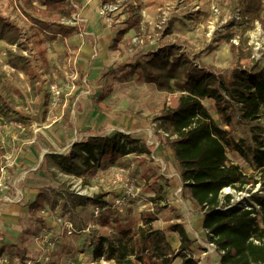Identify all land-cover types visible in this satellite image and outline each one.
<instances>
[{"label": "rangeland", "instance_id": "obj_1", "mask_svg": "<svg viewBox=\"0 0 264 264\" xmlns=\"http://www.w3.org/2000/svg\"><path fill=\"white\" fill-rule=\"evenodd\" d=\"M44 2L0 0V14L21 30L17 44L0 40V197L3 204L19 207L20 230L28 239L18 248L35 246V259H29L33 264H54L51 260L59 254L65 256L63 264H115L106 255L93 257L94 237L103 234L113 238L121 229L134 230L140 225L139 214L154 212L156 204L162 209L156 214L155 227L165 229L170 223H181L190 235L194 232L202 246L209 247L208 239L197 231L199 224L191 211L194 208L199 213L198 207L183 189L180 168L169 147L171 140L157 132L164 130L159 124V129L147 135L154 129L151 125L161 108L174 106L178 95L144 83L129 66L140 64L148 53L167 45L177 46L179 53L221 72L226 79L237 64L246 67L254 60L264 65V0H260L259 9L254 3L248 7L246 0H114L105 5L101 0H73L77 13L70 18ZM24 14L47 21L49 29L41 32ZM56 23L71 26L72 34L62 38ZM86 31L94 32L98 40L95 60ZM248 52L251 57L245 59ZM10 61L24 67L27 76L14 70ZM51 87L58 90V97H53ZM205 106L214 114L211 102ZM214 119L236 139L251 144L253 132L258 127L264 129L263 117L239 125L236 114L232 128L217 116ZM113 132L132 137L127 140L130 152L114 160L106 159L108 154L103 158L98 155L95 161L90 160L91 168L86 166L74 145ZM148 142L159 144L155 155L165 162V174L171 177L162 175L158 165L149 160L153 145ZM227 156L244 174L258 178V169L250 161L234 153ZM117 174L123 175V180H118ZM125 178L133 179L140 191L134 199L124 200L119 211L114 201L122 198ZM159 178L165 180L162 185H158ZM179 188L182 191L176 198ZM260 188L249 184L240 192L230 188L221 195L231 194L233 202L243 203ZM33 189L44 191L50 206L30 211L26 204ZM16 190L25 196L10 203L6 198L13 200ZM100 192L107 193L105 200L112 205L104 211L109 212L110 224L103 230L95 207H74L71 200V195ZM158 194L163 200H157ZM68 223L72 224L71 234L65 227ZM43 232L52 238L50 250L42 243ZM166 234L176 249L172 233ZM23 251H2L0 256L6 255L13 264H24L16 255ZM201 252L198 248L194 255L198 258ZM208 256L213 262L205 256L204 263L215 264L219 253L213 250Z\"/></svg>", "mask_w": 264, "mask_h": 264}, {"label": "trees", "instance_id": "obj_2", "mask_svg": "<svg viewBox=\"0 0 264 264\" xmlns=\"http://www.w3.org/2000/svg\"><path fill=\"white\" fill-rule=\"evenodd\" d=\"M246 1L248 7L254 3L259 9L260 0ZM101 2L105 5L114 0ZM44 5L58 9L67 18L77 12L68 0H45ZM24 15L41 32L49 29L47 21ZM54 25L62 38L72 34L71 26ZM20 36L19 26L0 14V40L14 45ZM240 57L239 53L237 60ZM250 57V52L245 54V59ZM9 65L27 76L24 67L11 61ZM129 67L132 73L140 74L144 83L155 86L160 92L178 95L175 105L161 108L154 121L167 133L176 136L169 142V147L180 168L183 189L187 190L189 200L202 214L201 226L208 241L221 252L219 264H264V137L261 136L264 129L258 127L253 132L251 144L245 139H236L230 131L220 128L214 119L217 116L225 126L232 128L236 114L239 125L264 118V65L254 60L246 67L237 64L230 79H226L221 72L179 53L177 46L167 45L156 53H148L140 64ZM206 102L212 103L214 114L205 106ZM128 139L132 140V137L113 132L110 136L82 140L74 145V149L84 164L91 168L90 160L95 161V153L102 158L108 154L106 159L113 160L128 154L131 145ZM227 153L250 161L258 169V178L244 174ZM249 184L253 189L256 185L261 188L244 203L233 202L231 194L221 195L225 188L240 192ZM106 196L104 192L93 196L76 194L71 195V200L74 207H95L99 211V227L103 230L110 224L109 212L104 211H109L112 206L105 200ZM157 197V200H163L160 194ZM50 204L46 193L41 191L26 205L30 211L36 212ZM243 204L251 209H244ZM155 206L154 212L139 214L140 225L134 230L121 229L113 238L96 235L93 257L97 259L106 255L115 264H173L176 258L181 259L180 264H198L192 255L195 241L181 223H170L165 229L154 226L156 214L162 209L158 204ZM167 232L178 234L177 249L168 241Z\"/></svg>", "mask_w": 264, "mask_h": 264}, {"label": "crops", "instance_id": "obj_3", "mask_svg": "<svg viewBox=\"0 0 264 264\" xmlns=\"http://www.w3.org/2000/svg\"><path fill=\"white\" fill-rule=\"evenodd\" d=\"M70 3L74 7L76 6V4H74L73 0H71ZM76 13H75V15H76ZM84 35L87 36L88 39H90V42L88 41L87 43H89L88 45L90 46V55L93 56L92 60H95V59H97V57L99 55V52H98V46L99 45H98V40L96 39L95 33L86 31L84 33ZM91 49H92V54H91ZM157 176H156V178H157ZM161 181L165 182V180H163L162 178L161 179L159 178V184L158 185L161 184L160 183ZM163 187H165V186H163ZM40 192H41V190H38V189H33V191H30L29 192L30 196H31L30 202H32L35 199V197L37 196V194H39ZM24 196H25V194H24V192H22V197L24 198ZM192 208H193V206H192ZM18 210H19V207L17 204L5 205V204H3V200L0 197V252L4 251L6 253L8 251H10V252L11 251H17L18 252L19 249L22 251L24 250L23 253L21 254V256H19V254H16L17 257H20L21 260H23V263L25 262L24 264H33L32 261L29 259H35L33 257V253H32V251L34 249L33 247H35V246H33L32 244H29V246L27 247V245L25 244V246H23V248H18V247H20V245H22L23 241H26V239H28V237L25 234H23L22 231L20 230L21 224L19 221V217H17L18 216V214H17ZM191 214H193L196 223L199 224L196 226L197 231L200 234H202L203 239L207 241V236L205 235V232L203 231L202 226H201L202 218H203L202 214H200V212L198 213L197 211H195L194 208L191 211ZM57 217L61 218L60 214H57ZM184 228H185L187 234L189 235V237L192 240H194L195 238L193 236H191V235H194V232H192V233L190 232L191 233V235H190L189 232L187 231V228L185 226H184ZM171 238H172V242L175 245H177V247H178V245H179L178 234L172 233ZM199 242H200V239H199ZM201 244L199 245L200 247L199 246L197 247V245H195V243H194L193 248L195 249V253L197 252L198 248L201 251L204 250V246H202L203 244L202 245ZM12 246H14V247H12ZM58 256L60 258L59 257L54 258V259H56V261L54 262V259H53V260H51L52 263L63 264L65 256L61 257V254H59ZM209 261L213 262L212 257H209ZM35 263H37V261ZM180 263H181L180 258H176L175 261L173 262V264H180ZM215 264H219V259L216 260Z\"/></svg>", "mask_w": 264, "mask_h": 264}, {"label": "built area", "instance_id": "obj_4", "mask_svg": "<svg viewBox=\"0 0 264 264\" xmlns=\"http://www.w3.org/2000/svg\"><path fill=\"white\" fill-rule=\"evenodd\" d=\"M51 89V93H52V95H53V97H58L59 96V92H58V90L55 88V87H51L50 88ZM151 127H154V129H151V130H149L150 131V133H149V131H148V137L151 135V133L152 132H154V130L157 128V129H159V127H158V123L157 122H154V123H152V125H151ZM157 132L158 133H160L161 135H162V137H164V138H167L168 140H173V139H175L176 138V136H174V135H170L169 133H167V132H165L164 130H162V129H160V130H157ZM125 134H126V132H124ZM148 144H149V146H152L153 145V149H152V151L150 152V154H149V160L150 161H153L154 163H156L157 165H158V168H159V170H160V172H161V174L162 175H164L165 177H167V178H169V177H171V176H167L166 174H165V172L167 171V166H166V164H165V162L161 159V158H159V157H157L156 155H155V153H156V151L158 150V146H159V144L158 143H156V144H154L153 142H148ZM148 144H146V145H148ZM95 155V157H96V159H98V153H95L94 154ZM121 174V173H120ZM160 174V175H161ZM118 180H123V175H116L115 176ZM124 181L126 182L125 183V186H124V190H123V195H122V198H118V199H115V201H114V204H116L115 206H117V207H119L120 209H119V211H121V209L124 207L123 205H124V200H126V201H130V200H132V199H134L135 197H136V195L138 196V194H136V192L138 191H140L138 188H136V186H135V183H134V180L133 179H130L129 180V178L127 179V178H125L124 179ZM182 185V184H181ZM1 186H3V183H2V180L0 179V187ZM183 186V185H182ZM225 189H230V188H225ZM225 189H223V190H225ZM182 191V189L181 188H179L178 190H176L175 191V197L177 196V193L178 192H181ZM259 191V190H258ZM258 191H256V192H258ZM255 193V192H254ZM21 198H22V192L20 191V190H16V192H15V195H14V198H13V200H10L9 198H6L10 203H15V202H19L20 200H21ZM176 198H178V196L176 197ZM6 200V201H7ZM142 200H144V199H142ZM244 203V202H243ZM243 207H244V209H248V210H250L251 208H249V207H247L245 204H243L242 205ZM229 207H224L223 209H228ZM255 209L256 210H259V206H256L255 205ZM98 214H99V211L98 210H96V215L98 216ZM201 214V213H200ZM59 218V217H58ZM61 218H59V219H57L60 223H61V221L62 220H60ZM65 227H66V229L68 230V234H71V232L73 231V229H72V224L71 223H68V224H66L65 225ZM194 241H195V244L197 243V245L199 246L201 243L199 242V238L196 236V235H194ZM42 243L46 246V249L47 250H50L51 248H52V246H53V242H52V238L51 237H49V235L46 233V232H43L42 233ZM202 245V244H201ZM209 247H205L204 246V250L199 254L200 256H198V258L194 255V254H192L193 256H194V258L197 260V262H198V264H205L204 262H205V258L206 257H210V256H208V255H210L211 254V252L213 251V250H215V251H217L218 253H219V255L221 254V252H219L218 250H217V248H216V246L213 244V243H211V242H209ZM206 256V257H205ZM102 257H104V255L102 256ZM45 258V261H48V259H49V256H45L44 257ZM101 258V257H100ZM0 264H13V261L10 259V258H8L6 255H3V256H0Z\"/></svg>", "mask_w": 264, "mask_h": 264}]
</instances>
